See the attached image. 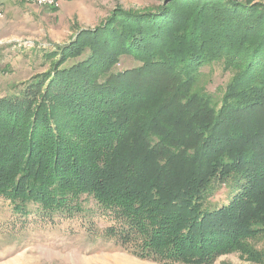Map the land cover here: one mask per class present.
Listing matches in <instances>:
<instances>
[{
	"label": "trees",
	"instance_id": "16d2710c",
	"mask_svg": "<svg viewBox=\"0 0 264 264\" xmlns=\"http://www.w3.org/2000/svg\"><path fill=\"white\" fill-rule=\"evenodd\" d=\"M164 1L116 9L0 96V197L43 218L95 205L143 259L264 264V0ZM217 60L236 69L218 104L198 86ZM223 186L229 202L208 206Z\"/></svg>",
	"mask_w": 264,
	"mask_h": 264
},
{
	"label": "rangeland",
	"instance_id": "374dc122",
	"mask_svg": "<svg viewBox=\"0 0 264 264\" xmlns=\"http://www.w3.org/2000/svg\"><path fill=\"white\" fill-rule=\"evenodd\" d=\"M222 4V0L213 2L215 8ZM167 5L169 2L164 0H66L39 7L23 0L11 1L0 16V96L49 70L52 61L59 59L57 46L69 43L80 31L94 29L116 9L145 12ZM138 65L134 59L122 57L114 68L123 70ZM200 71L198 86H205L215 103H220L236 69L225 68L224 62L217 60L204 63ZM231 196V188L223 186L207 205L227 204ZM35 209L28 215L16 213L11 202L0 197V264H164L140 258L117 239L105 236L113 219L95 205L73 215L53 214L51 218H43ZM252 242L264 250L263 235ZM213 264L260 263L232 252L221 255Z\"/></svg>",
	"mask_w": 264,
	"mask_h": 264
},
{
	"label": "built area",
	"instance_id": "2783aa9c",
	"mask_svg": "<svg viewBox=\"0 0 264 264\" xmlns=\"http://www.w3.org/2000/svg\"><path fill=\"white\" fill-rule=\"evenodd\" d=\"M23 1L30 2L39 7H46V6L49 7V6H54L59 2L66 0H23ZM1 6H2V0H0V16L3 12Z\"/></svg>",
	"mask_w": 264,
	"mask_h": 264
},
{
	"label": "crops",
	"instance_id": "0c3cea01",
	"mask_svg": "<svg viewBox=\"0 0 264 264\" xmlns=\"http://www.w3.org/2000/svg\"><path fill=\"white\" fill-rule=\"evenodd\" d=\"M13 0H2V11L5 10V7H8Z\"/></svg>",
	"mask_w": 264,
	"mask_h": 264
}]
</instances>
